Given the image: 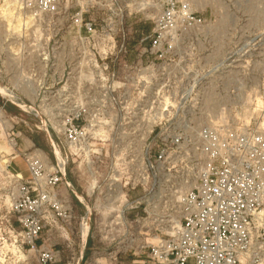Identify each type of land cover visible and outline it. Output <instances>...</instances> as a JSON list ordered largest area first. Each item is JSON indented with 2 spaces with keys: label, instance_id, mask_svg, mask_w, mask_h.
Segmentation results:
<instances>
[{
  "label": "rangeland",
  "instance_id": "obj_1",
  "mask_svg": "<svg viewBox=\"0 0 264 264\" xmlns=\"http://www.w3.org/2000/svg\"><path fill=\"white\" fill-rule=\"evenodd\" d=\"M137 1L149 9L94 0L82 14L93 35L75 22L80 0L63 1L59 15L39 20L0 11V88L26 104L23 111L0 94V118L8 123L0 122V264H36L34 252L21 251L10 203L15 174L30 180L25 155L40 154L55 167L45 129L68 154L56 192L70 219L48 211L39 241L63 250L57 264H142L155 233L179 218L176 194L196 180L198 155L184 133L196 124L264 133V0ZM23 85L41 93H25ZM76 109L83 130L67 149L60 122ZM173 135L180 147L170 150L163 172L150 173L146 157ZM105 200L112 205L103 210ZM84 202L91 215L82 245Z\"/></svg>",
  "mask_w": 264,
  "mask_h": 264
},
{
  "label": "built area",
  "instance_id": "obj_2",
  "mask_svg": "<svg viewBox=\"0 0 264 264\" xmlns=\"http://www.w3.org/2000/svg\"><path fill=\"white\" fill-rule=\"evenodd\" d=\"M10 1L17 5L19 12L29 15L33 20H39L44 16L59 15L62 12L63 1L78 0ZM80 1L82 5L74 15L75 22L83 27L88 35H93L96 33L94 25L84 21L82 14L94 4V0ZM132 1L138 9H149L148 2L140 5L137 0ZM173 8L172 4L170 9ZM157 41L158 36L151 40V46L154 47ZM102 67L105 71L108 70L106 62L102 63ZM21 90L28 94L41 93L40 88L27 85H23ZM50 92L55 93V88ZM10 102L20 109H22L20 104H25L19 98L17 103ZM83 116V111L76 109L69 110L62 117L60 122L62 142L67 149L74 145L81 135L83 129L80 122ZM45 131L53 151L55 153L57 151L67 163L68 154L63 157L57 140L54 142L48 130ZM184 136V139L188 138V144L194 147L198 155L196 180L188 188L176 194L178 220L171 227L170 233H155L156 240L148 246L141 263L262 264L264 262V133L252 129L196 124L189 133L185 132ZM167 141L168 143H164L145 159L144 165L152 174L163 172V168L168 163V156L172 153L170 150L178 149L182 138L173 135ZM54 156L55 167L49 166L40 154L25 155L24 162L30 180L23 182L20 173L15 174L16 177L19 176L17 178L20 182L10 203V211L15 215L21 231V251L34 252L36 264H57L63 252L39 244L45 227V214L52 211L56 219L66 223L70 219L56 192L65 177V167L60 170L56 155ZM148 198L149 193L146 194V199ZM108 202L109 200H105V203L101 204L103 210L108 204L112 205ZM85 209L86 213L91 212L90 209L86 207ZM84 217L80 218L79 222L80 238ZM133 217H137V213H134ZM104 221L103 238H107L109 230L106 220ZM58 229L64 230L63 227ZM89 230L90 225L86 237Z\"/></svg>",
  "mask_w": 264,
  "mask_h": 264
},
{
  "label": "bare ground",
  "instance_id": "obj_3",
  "mask_svg": "<svg viewBox=\"0 0 264 264\" xmlns=\"http://www.w3.org/2000/svg\"><path fill=\"white\" fill-rule=\"evenodd\" d=\"M6 1H5L6 2L5 5L2 8H0L1 14L8 12V10L10 8L11 10L15 11L16 13H18L23 19H25L27 21H31L32 20V18L29 15H27V14L25 15V14L19 12L18 9H17V5H15V3L11 2L10 0H6ZM0 94L2 96H4L5 98H7V99H11L13 97V95L11 93H9L8 91H6L3 88H0ZM13 99L15 100L16 98L14 97ZM20 106H26V104H22V105L20 104ZM30 110L35 111V109H33V108L32 109L30 108ZM36 113L37 112L35 111V114ZM0 122L3 123L5 126L8 127L7 121L3 120V118H0ZM56 125L59 126V124H56ZM9 146L11 148H14L15 147V143L14 142H10L9 143ZM54 154L56 155L58 167H59L60 170H62V168L66 164V160L64 158L60 157L58 155L57 151H56V153L54 152ZM5 173H8L7 172V166H6ZM90 175H92V174H90ZM17 177H19V176H17ZM118 195H119L120 198H122L124 200L125 193H123L122 190H119ZM76 196H77V194H76ZM77 197H78L79 200L81 199L80 196H77ZM84 205H85L86 208L90 209L87 202L86 203L84 202ZM90 215H91V213L87 212L86 213V216L82 220L83 221L82 222V225H81V242H82V245H84V243H85L86 235H87V232H88V229H89V220H90L89 217H90ZM175 223H176V221H175ZM170 232H171V228H170V230L167 231V233H170ZM151 240L152 241H155L156 238L153 237ZM82 249H83V247H82Z\"/></svg>",
  "mask_w": 264,
  "mask_h": 264
}]
</instances>
